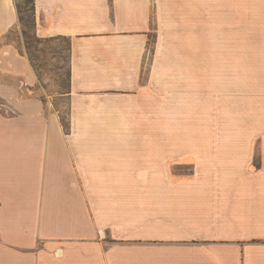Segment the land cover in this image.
<instances>
[{
	"label": "crops",
	"instance_id": "1",
	"mask_svg": "<svg viewBox=\"0 0 264 264\" xmlns=\"http://www.w3.org/2000/svg\"><path fill=\"white\" fill-rule=\"evenodd\" d=\"M33 17L68 40V128L0 0V264H264V66L248 89L240 50L216 80L209 30L245 26L246 0H34Z\"/></svg>",
	"mask_w": 264,
	"mask_h": 264
},
{
	"label": "rangeland",
	"instance_id": "2",
	"mask_svg": "<svg viewBox=\"0 0 264 264\" xmlns=\"http://www.w3.org/2000/svg\"><path fill=\"white\" fill-rule=\"evenodd\" d=\"M227 1V0H224ZM233 3H238L239 0H230ZM24 0H16V6H22ZM257 0H246L247 4V21L246 25L228 27L223 20L220 24H216L213 30L214 34V67L215 79L223 78V69L237 67L239 60V51H246V66L248 89H252L249 85L253 80V70L255 66H264V59L261 54H264V26H257L256 3ZM24 21L20 22V28L16 31H11L8 34V41H15V46L18 51L25 54L38 78L36 85L40 91V98L51 107L59 110L60 118L65 126L67 123V106L68 102L62 95L68 91V40L65 38H44L35 37L31 26L30 6H27L26 12L23 14ZM153 34V33H152ZM200 36V50H202V33ZM155 36H152V42ZM206 45V44H204ZM205 49V48H204ZM211 44L209 43V52ZM259 56L260 59H257ZM235 65V66H234ZM229 72L225 77H228ZM216 91L222 88V85L216 83ZM217 102V101H216ZM180 125V124H176ZM184 127L190 124H181ZM175 125L168 124V129L174 128ZM217 130H227L228 126L223 121L214 123ZM200 128H206L200 124ZM245 129V121L242 122V130ZM248 129V128H247Z\"/></svg>",
	"mask_w": 264,
	"mask_h": 264
},
{
	"label": "trees",
	"instance_id": "3",
	"mask_svg": "<svg viewBox=\"0 0 264 264\" xmlns=\"http://www.w3.org/2000/svg\"><path fill=\"white\" fill-rule=\"evenodd\" d=\"M28 5L30 6V12H31V26L34 30V26H35L34 17H33V15H34V0H24L21 7L17 6V11H18L20 22L22 23L24 21L23 14L26 12ZM68 81H69V79H68ZM62 125H63L64 130H67L68 126H65V124L63 122H62Z\"/></svg>",
	"mask_w": 264,
	"mask_h": 264
},
{
	"label": "built area",
	"instance_id": "4",
	"mask_svg": "<svg viewBox=\"0 0 264 264\" xmlns=\"http://www.w3.org/2000/svg\"><path fill=\"white\" fill-rule=\"evenodd\" d=\"M100 234H101V233H100ZM100 234H99V235H100Z\"/></svg>",
	"mask_w": 264,
	"mask_h": 264
}]
</instances>
